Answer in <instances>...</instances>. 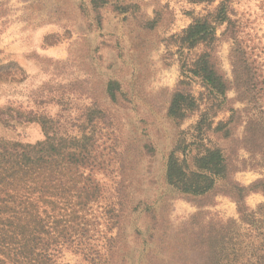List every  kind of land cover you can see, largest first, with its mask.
<instances>
[{"label": "rangeland", "instance_id": "rangeland-1", "mask_svg": "<svg viewBox=\"0 0 264 264\" xmlns=\"http://www.w3.org/2000/svg\"><path fill=\"white\" fill-rule=\"evenodd\" d=\"M221 1L0 0V139L42 141L40 125L24 122L35 116L59 120L61 133L91 136L103 166L95 175L105 189L103 204L119 202L112 229L101 228L112 241L98 243V264H211L206 233L217 219L237 218L228 181L247 187L264 179L263 157L247 151L248 108L231 89L225 102L209 92L189 72L207 49L181 42L194 20H213ZM260 5L239 0L232 7L264 65ZM215 27L219 36L222 27ZM213 53L217 72L229 78V44L218 43ZM109 82L117 84L114 101ZM180 91L195 105L172 117L168 106ZM231 109L238 113L224 138L215 128ZM214 148L225 157L226 180L203 196L167 183L170 156L189 175L195 160ZM244 202L255 209L264 196L252 193ZM62 264L85 263L66 253Z\"/></svg>", "mask_w": 264, "mask_h": 264}, {"label": "trees", "instance_id": "trees-1", "mask_svg": "<svg viewBox=\"0 0 264 264\" xmlns=\"http://www.w3.org/2000/svg\"><path fill=\"white\" fill-rule=\"evenodd\" d=\"M235 1L239 0H222L213 20H194L182 32L181 42L187 48L203 45L207 49L189 72L201 78L209 92L221 96L222 102L231 89L234 100L248 108L244 136L251 144L247 151L264 159V65L254 54L252 40L245 38L243 22L232 7ZM260 3L264 8V0ZM216 24L222 27L219 36ZM220 42L229 44V78L219 74L213 64V52ZM115 91L117 84L109 82L106 93L111 101ZM194 103L192 96L177 92L168 114L182 116V110H190ZM230 112V119L215 128L224 138L229 136L226 126L238 113ZM9 118L20 121L19 117ZM24 122L38 123L43 140L24 144L0 139V264H62L66 253L85 264H98L102 248L98 243L106 240L101 228L112 229L118 220L119 202L116 198L113 205L103 204L105 189L95 176L103 166L95 142L85 133H61L57 119L35 116ZM194 164L195 171L186 175L179 161L170 156L167 183L184 194L203 196L217 181L226 180L228 166L220 148L205 150ZM227 185L226 195L235 203L237 218L217 219L206 233V241L213 244L211 264H264V202L255 209L244 202L252 193L264 196V179L247 187L234 181Z\"/></svg>", "mask_w": 264, "mask_h": 264}]
</instances>
